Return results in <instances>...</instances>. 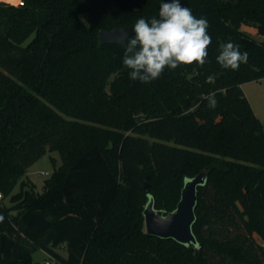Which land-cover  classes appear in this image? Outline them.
<instances>
[{"label": "trees", "instance_id": "obj_1", "mask_svg": "<svg viewBox=\"0 0 264 264\" xmlns=\"http://www.w3.org/2000/svg\"><path fill=\"white\" fill-rule=\"evenodd\" d=\"M22 1H0V264H38L39 249L61 264H264V123L242 87L264 78V41L243 30L264 37V0H181L209 22L207 63L147 84L99 31L165 0ZM227 42L248 53L238 71L217 63ZM49 150L62 163L37 191L24 176ZM204 169L197 244L147 233L149 199L174 210Z\"/></svg>", "mask_w": 264, "mask_h": 264}, {"label": "clouds", "instance_id": "obj_2", "mask_svg": "<svg viewBox=\"0 0 264 264\" xmlns=\"http://www.w3.org/2000/svg\"><path fill=\"white\" fill-rule=\"evenodd\" d=\"M209 27L207 18H196L181 0H165L159 6L158 17L138 18L132 28L134 35L125 41L122 63L130 70V79L147 84L158 79L166 67H202L212 43ZM219 49L216 60L223 69L238 71L248 61V53L241 52L238 44L221 43ZM212 79L208 77L209 81Z\"/></svg>", "mask_w": 264, "mask_h": 264}, {"label": "water", "instance_id": "obj_3", "mask_svg": "<svg viewBox=\"0 0 264 264\" xmlns=\"http://www.w3.org/2000/svg\"><path fill=\"white\" fill-rule=\"evenodd\" d=\"M133 25L118 26L99 31L101 43H119L125 45L126 39L134 35ZM209 170L204 169L188 178L181 191V198L172 211L165 212L155 207L151 197L144 209L146 232L161 238H173L180 243L191 246L197 244L192 226L196 219L195 208L198 200V187L206 183ZM145 186L149 184L146 182Z\"/></svg>", "mask_w": 264, "mask_h": 264}, {"label": "rangeland", "instance_id": "obj_4", "mask_svg": "<svg viewBox=\"0 0 264 264\" xmlns=\"http://www.w3.org/2000/svg\"><path fill=\"white\" fill-rule=\"evenodd\" d=\"M1 2L9 4H17L19 2L12 3L4 0ZM243 30L249 33L253 38L258 41H264V37L258 34L256 27L250 25H244ZM245 89L248 91L256 111L258 118L264 123V79L247 82L244 85ZM62 163L61 155L59 151H47L41 158L34 162L28 169L24 176L28 185L37 191H42L44 187L45 180L52 175V173L57 169ZM20 184L13 189V193L19 191ZM2 194V193H1ZM0 201L4 204L11 205L10 196H0ZM59 251L66 254V250L61 247ZM47 252L42 249L37 250L33 253V261L38 264H45V260L48 258Z\"/></svg>", "mask_w": 264, "mask_h": 264}, {"label": "built area", "instance_id": "obj_5", "mask_svg": "<svg viewBox=\"0 0 264 264\" xmlns=\"http://www.w3.org/2000/svg\"><path fill=\"white\" fill-rule=\"evenodd\" d=\"M20 4H23V1H20ZM0 196H2V194L0 193ZM45 264H61L58 259L53 256V255H49L48 258L45 260Z\"/></svg>", "mask_w": 264, "mask_h": 264}, {"label": "crops", "instance_id": "obj_6", "mask_svg": "<svg viewBox=\"0 0 264 264\" xmlns=\"http://www.w3.org/2000/svg\"><path fill=\"white\" fill-rule=\"evenodd\" d=\"M21 1V0H20ZM20 1H19V3H20ZM264 79V78H263ZM253 82V81H252ZM246 83H244L243 84V90H244V92H245V94L247 95V97H248V99L250 100V102H251V104H252V107H253V109H254V105H253V101H252V99H251V97H250V95H249V93H248V91L245 89V87H244V85H245ZM254 111H255V109H254ZM255 113H256V111H255Z\"/></svg>", "mask_w": 264, "mask_h": 264}]
</instances>
